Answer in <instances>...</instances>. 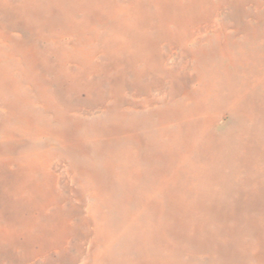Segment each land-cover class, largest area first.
Listing matches in <instances>:
<instances>
[{"label": "rangeland", "instance_id": "1", "mask_svg": "<svg viewBox=\"0 0 264 264\" xmlns=\"http://www.w3.org/2000/svg\"><path fill=\"white\" fill-rule=\"evenodd\" d=\"M0 57L78 142L1 127L0 85V140L20 139L0 143V264H91L96 224L131 215L160 234L116 264H264V0H0Z\"/></svg>", "mask_w": 264, "mask_h": 264}, {"label": "bare ground", "instance_id": "2", "mask_svg": "<svg viewBox=\"0 0 264 264\" xmlns=\"http://www.w3.org/2000/svg\"><path fill=\"white\" fill-rule=\"evenodd\" d=\"M1 54L3 56L4 53L1 52ZM6 56L8 57V59L12 57L10 56V54ZM10 80L11 78H9L8 74L4 73L3 76L0 75V85L2 86L9 85L8 90H10L11 92L14 90V93L18 92L20 85L17 86L15 85L16 83H14L15 82L14 80L12 81ZM5 82L8 83L11 82V83L5 85ZM2 86L0 87V94H1ZM14 93L13 96L15 98L11 96L10 100L8 101V108L6 107L7 116L4 117V119L2 120L1 127L12 123L15 125L14 128L15 129L17 128L20 131L21 135L27 136L30 140H34V138H36L37 136L47 134L48 136L52 135L53 137L58 138L59 140H61L66 144H73V143L78 144V142H76L77 140L74 137V133L76 129H72V127L68 125H65V127H68V129L65 128L57 129V128H53L50 124L48 125V123H43L30 110H27L30 108L29 106L32 105L33 99L29 96H24V97L18 96V93L17 94L15 93L14 95ZM42 101L44 102L42 103L44 110L50 109V106L52 104L51 103L47 104L48 100L46 99ZM4 132L5 134L3 140H0L1 144H11L20 141L19 138H15L14 129L12 131L9 130L8 128H5ZM134 138H136V136ZM191 152L192 150L190 148L187 152L184 153L183 159L187 160ZM45 163L46 162L44 161L43 158L34 156L33 154L32 155L27 154L25 157H23V161L21 164L23 165V169H25L27 173H34L36 171H40V172L45 171L46 170ZM113 168H114V164L113 162L110 161L107 165V169L113 172ZM180 170L181 169L179 170L175 169L173 176L170 179H168L167 176L166 178L161 180V182L159 183L158 192L147 199L146 203L144 204V210H147L148 213L150 214H154L157 212V208H159V205L161 204V200L157 196L158 193H163L164 190L169 188L171 184L172 185L176 184L179 178ZM80 172H82L83 175H88L86 171L80 170ZM93 194L96 195V192L95 193L93 192ZM139 223L140 222L138 221V218L134 215H131V218L129 217L128 219L123 220V223L119 224L120 226L118 229L116 227H112V225L107 226L104 223H97L95 227V232L97 235V251L92 259L91 264H116L115 263L116 261L114 262V258H115L114 252L117 247L122 248V250L124 251L126 250L130 251V249L133 248L138 249V251H140L139 247L140 246L144 247L143 246L144 242L151 243L153 242V238H156V233L154 232L155 230L160 234V232L157 231V229H154L155 227L153 226L150 227L151 231L145 237H142L141 235L139 236V226H140ZM119 230H121V232ZM154 260L156 263L154 262ZM154 260H152L151 258L148 259L147 257V259H142V260L137 259L134 261L133 264H162L156 261L157 258H155Z\"/></svg>", "mask_w": 264, "mask_h": 264}]
</instances>
